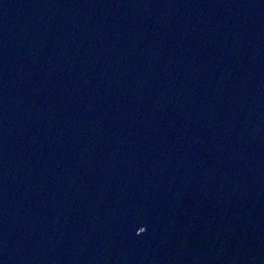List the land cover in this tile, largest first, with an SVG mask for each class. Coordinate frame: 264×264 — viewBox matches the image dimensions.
Listing matches in <instances>:
<instances>
[{
	"label": "water",
	"instance_id": "water-1",
	"mask_svg": "<svg viewBox=\"0 0 264 264\" xmlns=\"http://www.w3.org/2000/svg\"><path fill=\"white\" fill-rule=\"evenodd\" d=\"M0 264H264V0H0Z\"/></svg>",
	"mask_w": 264,
	"mask_h": 264
},
{
	"label": "snow or ice",
	"instance_id": "snow-or-ice-1",
	"mask_svg": "<svg viewBox=\"0 0 264 264\" xmlns=\"http://www.w3.org/2000/svg\"><path fill=\"white\" fill-rule=\"evenodd\" d=\"M146 230L145 226L141 225V226H138L135 231L137 233H143L144 231Z\"/></svg>",
	"mask_w": 264,
	"mask_h": 264
}]
</instances>
